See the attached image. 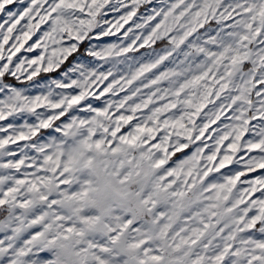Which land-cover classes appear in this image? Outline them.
Instances as JSON below:
<instances>
[{"label": "snow or ice", "instance_id": "6c2138e0", "mask_svg": "<svg viewBox=\"0 0 264 264\" xmlns=\"http://www.w3.org/2000/svg\"><path fill=\"white\" fill-rule=\"evenodd\" d=\"M108 156L151 172L182 226L155 198L142 238L101 218L103 179H128ZM122 245L134 264H264V0H0V264Z\"/></svg>", "mask_w": 264, "mask_h": 264}, {"label": "rangeland", "instance_id": "374dc122", "mask_svg": "<svg viewBox=\"0 0 264 264\" xmlns=\"http://www.w3.org/2000/svg\"><path fill=\"white\" fill-rule=\"evenodd\" d=\"M97 165H101L99 171L101 174L104 168L109 172L120 171L123 167V174L128 177L123 183H115L111 177H105L100 185L102 191L99 200V213L101 218L105 216L116 217L124 213L132 214V219L141 225L136 232H129L126 235L130 238H142L145 231L154 233L156 228L154 222V213L146 209L144 204L145 198H155L161 203L164 210L171 215V219L166 221L169 224H176L177 227L182 226V220L179 217V211L174 205L164 203L166 195L159 190L158 182L152 179L151 172L139 169L137 165L139 161L132 163L130 157H122L117 161L116 158L108 156L104 158H96ZM114 165V167H113ZM81 175L85 179H95V169L89 170L87 167L82 168ZM106 229L101 223L92 233L91 239L97 245L106 244ZM99 252L111 253V246L108 248L100 247ZM129 252L126 246H120L119 253L111 254L104 264H134L129 256L124 253Z\"/></svg>", "mask_w": 264, "mask_h": 264}]
</instances>
